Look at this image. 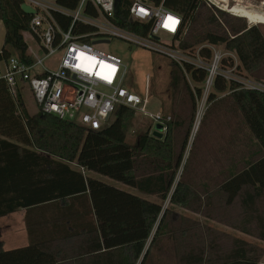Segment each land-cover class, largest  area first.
<instances>
[{
	"label": "trees",
	"instance_id": "obj_1",
	"mask_svg": "<svg viewBox=\"0 0 264 264\" xmlns=\"http://www.w3.org/2000/svg\"><path fill=\"white\" fill-rule=\"evenodd\" d=\"M58 2L77 5V0ZM22 4L0 0L5 27L0 62L12 57L31 61L24 34L32 16ZM166 6L183 18L175 39L180 48L225 45L237 54L239 72L264 84V30L259 25L249 27L246 19L223 12L216 16L201 0H167ZM125 14L120 8L117 16ZM127 27L139 33L133 24ZM171 64L167 131L161 139L148 131L135 146L127 141L133 109L121 106L107 127L85 130L40 110L30 115L21 94L12 95L0 79V218L21 209L29 213L61 205L68 224L62 235L19 249L5 251L0 241V264H260L264 249L256 242L218 231L174 208L264 242V91L244 90L219 77L214 91L230 94L216 102L210 96L213 103L184 164L207 75L188 68L192 88L183 70ZM222 113L240 116L250 139L247 152L234 153L237 140L228 135L234 122ZM209 139L213 145L200 160ZM228 159L232 164L225 168ZM90 172L157 201L90 177ZM76 203L81 213L75 214ZM235 211L239 213L232 215Z\"/></svg>",
	"mask_w": 264,
	"mask_h": 264
},
{
	"label": "built area",
	"instance_id": "obj_2",
	"mask_svg": "<svg viewBox=\"0 0 264 264\" xmlns=\"http://www.w3.org/2000/svg\"><path fill=\"white\" fill-rule=\"evenodd\" d=\"M21 1L35 10L27 34L42 53L29 51L28 46L30 63H21L15 57L1 61L0 79L7 82L15 96L20 94V79L29 85L40 111L85 130L104 129L117 109L125 106L160 122L163 135L167 131L166 121L170 118L164 121L159 111L154 114L147 111L149 102L130 87L129 72L122 59L99 49L113 40L123 41L129 49L149 50L167 57L183 70L188 82L191 80L188 68L205 71L202 94L197 97L201 103L197 123L204 107L213 103L210 96L219 77L244 90L264 91V84L239 72L237 54L228 51L225 45L205 42L192 49L180 48L175 39L183 29V18L166 6L167 0H77L74 8L61 5L58 0ZM201 1L216 16L223 12L246 19L236 9L259 8L256 1L249 3V0ZM120 8L126 12L121 19L117 16ZM128 24H133L139 33L129 29ZM257 25L248 20L249 27ZM161 34L171 40L164 41ZM55 55H60L59 60L53 67H47L45 61Z\"/></svg>",
	"mask_w": 264,
	"mask_h": 264
},
{
	"label": "rangeland",
	"instance_id": "obj_3",
	"mask_svg": "<svg viewBox=\"0 0 264 264\" xmlns=\"http://www.w3.org/2000/svg\"><path fill=\"white\" fill-rule=\"evenodd\" d=\"M256 1V4L258 5V11L264 12V0H249L247 2H253ZM231 4H234V2H231ZM248 4V3H247ZM208 8V7H207ZM209 9V8H208ZM211 10V9H209ZM212 11V10H211ZM213 12V11H212ZM246 19L249 20V18L246 16ZM248 20L247 23H248ZM262 30H264V21L261 20V23H257ZM1 32V31H0ZM4 33L5 31L2 28V32L0 33V46L1 43L4 39ZM161 37L164 41L168 42L171 40V37L166 35V34H161ZM24 38L26 43L29 46V51L32 52H39L40 54L42 53L41 50L35 45L34 41L31 39V37L25 33ZM99 49L109 55L118 57L122 59L124 65L127 67L128 72H129V83L130 87L133 88V90L141 95L143 98L145 96V100L149 102L147 111L149 113H157L159 111V114L162 116L161 119H164L167 117L170 108V89H169V84H170V72L172 68L171 61L167 59V57L160 55L158 53L149 51V50H143V49H138V48H132L129 49V46L124 43L123 41L120 40H113L111 44L108 45H100ZM60 55H55L53 57H50L45 61V65L47 67H53L55 63L59 60ZM244 73V72H243ZM245 74V73H244ZM249 80L254 81V79L251 76L247 77ZM149 79V80H148ZM190 86L193 88L195 85L192 80L188 82ZM232 84V83H228ZM19 89H20V94L22 96L25 108L27 109L28 113L30 115H34L39 112V107L36 101L34 100L32 96L31 89L28 84L23 83L19 79ZM212 93L215 95V102L221 99H224L229 92L225 93H216L214 89H212ZM201 107V103L197 102V111H196V116H195V121L191 133V137L189 140V146L187 149V153L185 156L184 164L187 161V158L189 156V153L191 151L192 145L194 143L195 137L197 135V132L199 130V127L201 125V122L203 121V118L209 108V105H206L204 107V111L202 114L201 119L197 123V115H198V110ZM134 116L130 121L129 124V129L127 133V141L129 144L135 146L138 143V140L140 136L144 135L146 132L150 131L152 136H154V133H160V135L163 138V125L160 122H155V120L150 119L148 116H144L138 111L133 110ZM223 118L226 119H231L233 121V124H229V129H228V135L230 138L234 137L237 140V146L234 149V153L236 151L239 152H247L248 147L250 146L249 144V137H248V132L246 131V128L242 125L240 121V116L238 115H229L226 113H222L221 115ZM169 118V117H167ZM114 119V117H113ZM111 120V122L113 121ZM155 137V136H154ZM158 138V137H156ZM213 143L211 139H209V142L207 145L203 148L204 151L202 155H200V160H203L204 154L207 153L208 150L212 147ZM232 159V158H231ZM231 159H228L226 163H224V167L228 168L231 166L232 161ZM183 164V166H184ZM71 167L77 168L75 165H72ZM208 167V166H207ZM204 166V169L207 168ZM183 168L181 169L178 177L182 175ZM91 176L95 179H99L107 184L113 185L119 189L131 192L134 195H140L142 197L148 198L153 201H157L155 198H152L150 196L144 195L142 193H139L137 190L132 189L130 187L124 186L116 181H113L109 178L103 177L101 175L91 173ZM169 204L166 202L164 204V207H167ZM175 212L187 216L190 219L197 220L201 223L208 224L210 227L217 229L218 231L228 233L232 236L235 237H241L243 239H246L250 242H256L262 249H264V242H259L257 240H253V238L250 237H244L240 233L227 228L224 225H220L216 222L206 220L202 216L194 215L188 211L183 210L180 207L174 208ZM238 211H235L231 213L232 215L238 214ZM15 219L19 221V216H16ZM7 220H0V223H5ZM18 223L16 227H18ZM14 232L12 231H6L5 234H12ZM13 235V234H12ZM15 235V234H14ZM8 239L10 238V235H7L6 237L4 236L3 239ZM260 264H264V257L261 260Z\"/></svg>",
	"mask_w": 264,
	"mask_h": 264
},
{
	"label": "crops",
	"instance_id": "obj_4",
	"mask_svg": "<svg viewBox=\"0 0 264 264\" xmlns=\"http://www.w3.org/2000/svg\"><path fill=\"white\" fill-rule=\"evenodd\" d=\"M2 28L5 31L3 22L0 20V31ZM0 32V33H1ZM1 36V34H0ZM5 38V33H4ZM4 39L0 46V51L3 47ZM88 176L92 177L90 173H87ZM85 201L86 207H91L90 201L83 199ZM63 210L64 207L61 205H53L44 210H36L28 213V210L21 209L18 212L11 214L9 216L0 218V220H7L5 223H0V241L3 242V249L5 251H11L19 249L22 247L29 246L30 243L36 242L42 238H51L58 237L65 233V230L68 229L66 221L63 219ZM74 212L78 214L82 212V206L76 203L74 205ZM28 214V215H27ZM16 216H19V221L15 219ZM18 223V227H16ZM65 223V225L63 224ZM30 228V233L29 229ZM12 231V234H5L6 231ZM15 234V235H14ZM10 235V238L3 237ZM243 236V235H242ZM247 237V236H244ZM255 240V239H253Z\"/></svg>",
	"mask_w": 264,
	"mask_h": 264
},
{
	"label": "bare ground",
	"instance_id": "obj_5",
	"mask_svg": "<svg viewBox=\"0 0 264 264\" xmlns=\"http://www.w3.org/2000/svg\"><path fill=\"white\" fill-rule=\"evenodd\" d=\"M236 10L238 11L239 15L243 16L244 18L247 16L250 23L252 24L261 23V20L264 21V12H260L258 10L253 11L244 7H240Z\"/></svg>",
	"mask_w": 264,
	"mask_h": 264
},
{
	"label": "water",
	"instance_id": "obj_6",
	"mask_svg": "<svg viewBox=\"0 0 264 264\" xmlns=\"http://www.w3.org/2000/svg\"><path fill=\"white\" fill-rule=\"evenodd\" d=\"M21 9L23 10L24 13H26L27 15H30V16H34L35 15V10L32 9L31 7L25 5V4H22L21 6ZM152 39L156 40V41H159V38L158 37H155V36H151ZM154 136L155 137H158V138H162V136L160 135V133H157L155 132L154 133Z\"/></svg>",
	"mask_w": 264,
	"mask_h": 264
}]
</instances>
